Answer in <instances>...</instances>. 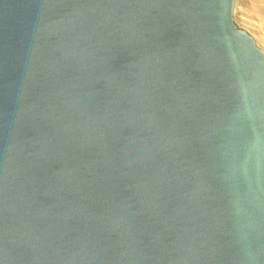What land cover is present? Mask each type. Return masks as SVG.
<instances>
[{"label": "water", "instance_id": "1", "mask_svg": "<svg viewBox=\"0 0 264 264\" xmlns=\"http://www.w3.org/2000/svg\"><path fill=\"white\" fill-rule=\"evenodd\" d=\"M234 0H0V264H264V50Z\"/></svg>", "mask_w": 264, "mask_h": 264}, {"label": "rangeland", "instance_id": "2", "mask_svg": "<svg viewBox=\"0 0 264 264\" xmlns=\"http://www.w3.org/2000/svg\"><path fill=\"white\" fill-rule=\"evenodd\" d=\"M234 19L262 42L264 49V0H234ZM235 9V8H234Z\"/></svg>", "mask_w": 264, "mask_h": 264}, {"label": "bare ground", "instance_id": "3", "mask_svg": "<svg viewBox=\"0 0 264 264\" xmlns=\"http://www.w3.org/2000/svg\"><path fill=\"white\" fill-rule=\"evenodd\" d=\"M235 10H236V5H235L234 12H235ZM235 23H236V25H237L239 28H241V29H243V30H245V31H247L248 33L251 34V32L248 31V30L244 27V25L240 24V23L237 22L236 20H235ZM253 34H254V33H253ZM253 34H251V35H252L253 38L255 39V42L257 43V45H258L260 48L263 49L261 40H259V39H258L257 37H255V35H253ZM263 50H264V49H263Z\"/></svg>", "mask_w": 264, "mask_h": 264}]
</instances>
